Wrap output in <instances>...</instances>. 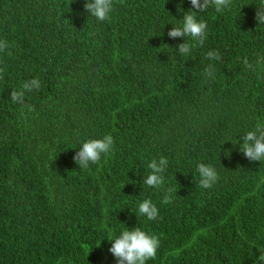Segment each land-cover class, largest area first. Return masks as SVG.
Segmentation results:
<instances>
[{"label": "trees", "instance_id": "trees-1", "mask_svg": "<svg viewBox=\"0 0 264 264\" xmlns=\"http://www.w3.org/2000/svg\"><path fill=\"white\" fill-rule=\"evenodd\" d=\"M85 2L0 0V264H116L111 241L134 227L160 240L146 264H259L264 161L250 162L240 138L264 126V0L198 13L207 35L185 37L187 55L167 33L196 11L189 0H113L106 21ZM34 78L39 90L12 102ZM109 134L98 163L73 161ZM161 157L164 185L146 186ZM201 163L219 175L211 188L199 185ZM144 199L157 219L139 214Z\"/></svg>", "mask_w": 264, "mask_h": 264}, {"label": "clouds", "instance_id": "clouds-1", "mask_svg": "<svg viewBox=\"0 0 264 264\" xmlns=\"http://www.w3.org/2000/svg\"><path fill=\"white\" fill-rule=\"evenodd\" d=\"M192 9L184 14L182 19V27L171 28L167 33L169 38H183L184 42L176 46V50L181 55L190 53L191 45L185 42V37H190L196 44L202 45L207 35V24L197 19L198 13L206 12L212 6L216 12L227 9L231 4V0H189ZM84 9L98 21H106L110 18L113 11V0H86ZM255 19L258 24H264V8H257ZM7 41H0V52L8 48ZM209 60L219 61L221 56L218 51H209L207 53ZM248 69H254L255 65L249 63L247 58L243 61ZM257 64H264V57L257 58ZM3 69H0L2 72ZM205 74L212 76L213 65L209 64L205 70ZM40 81L31 79L25 81L19 90L13 89L10 93V99L14 103L22 104L24 102V93L33 90H39ZM242 144L240 151L251 161H264V126H258L255 130L248 131L240 138ZM114 146L113 137L105 135L102 139H92L83 143L82 148L76 151L73 161L80 168H88L89 164H96L101 160L102 155L112 152ZM168 160L161 157L159 161L152 160L148 163L151 170L143 183L151 188L160 189L165 183L164 173L168 167ZM197 171L200 175L199 185L204 189L211 188L219 179L216 169L210 165L198 164ZM171 188L166 189L162 203H171ZM139 214L147 217L149 220H155L158 217V208L151 199H144L139 204ZM160 247L158 236L148 234L138 227L122 231L121 234L111 241V247L108 251L115 257L116 264H146L149 260H154L157 256V250ZM259 264H264V255H259Z\"/></svg>", "mask_w": 264, "mask_h": 264}]
</instances>
